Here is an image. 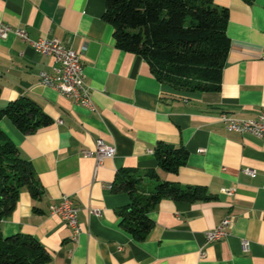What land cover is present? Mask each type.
I'll return each instance as SVG.
<instances>
[{
  "label": "crops",
  "instance_id": "obj_1",
  "mask_svg": "<svg viewBox=\"0 0 264 264\" xmlns=\"http://www.w3.org/2000/svg\"><path fill=\"white\" fill-rule=\"evenodd\" d=\"M213 1L229 10L221 90L180 93L161 83L142 57L118 47L114 27L103 18L106 0H0V25L32 39L56 38L80 53L97 105L92 112L43 85L40 72H53L55 59L14 33L0 37V111L27 98L52 120L30 134L9 117L0 122L32 163L41 189L37 198L22 189L1 237H35L51 257L47 264H264V140L228 132L220 120L224 113L255 119L264 107V0ZM99 139L116 155L96 170L84 151H94ZM159 143L188 150L178 173L159 166ZM122 171L136 172L147 190L146 173L155 171L164 181L206 187L211 198L161 200L149 214L154 227L137 241L122 225L131 194L107 187ZM67 195L81 208L76 241L51 214ZM226 217L234 219L230 235L208 243L206 233Z\"/></svg>",
  "mask_w": 264,
  "mask_h": 264
},
{
  "label": "trees",
  "instance_id": "obj_2",
  "mask_svg": "<svg viewBox=\"0 0 264 264\" xmlns=\"http://www.w3.org/2000/svg\"><path fill=\"white\" fill-rule=\"evenodd\" d=\"M104 20L114 27L119 48L142 57L152 74L173 92H218L230 48L227 35L229 10L213 0H106ZM9 117L24 134L52 123L39 105L27 98L9 103L0 111V122ZM159 166L178 173L189 152L184 147L159 143ZM133 171H122L113 185L128 191L132 203L121 211L122 225L137 241L154 227L149 217L163 199L196 202L210 199L206 187L182 186L161 180L148 171V190ZM136 173V172H133ZM34 198L41 194L32 163L0 129V231L2 222L16 210L22 189ZM51 257L33 236L0 235V264H47Z\"/></svg>",
  "mask_w": 264,
  "mask_h": 264
},
{
  "label": "built area",
  "instance_id": "obj_3",
  "mask_svg": "<svg viewBox=\"0 0 264 264\" xmlns=\"http://www.w3.org/2000/svg\"><path fill=\"white\" fill-rule=\"evenodd\" d=\"M9 33H14L27 43L37 53L43 56H51L55 59L56 67L53 72L41 71L40 82L58 91L62 96L71 99L75 104L80 105L92 112H97V105L91 93L90 86L86 83L84 65L80 53L66 47L56 38L32 39L27 31L14 29L6 24L0 25V37L6 38ZM86 48L83 49L85 51ZM220 120L224 123L228 132L249 134L258 139L264 140V107L259 117L255 119L238 118L230 114H222ZM89 157H94L96 170H99L106 159H112L116 155V148L102 139L97 140L94 151H84ZM246 173L255 176L256 171L247 169ZM107 187L112 188V185ZM230 195L234 191H228ZM81 208L76 204L71 196H64L59 203L51 208V214L61 217L73 232V240H77L83 232L80 223ZM234 224V219L226 217L213 230L206 233L208 243L220 242L230 235V230ZM245 250L249 249V241L244 240ZM205 257V253H201Z\"/></svg>",
  "mask_w": 264,
  "mask_h": 264
}]
</instances>
